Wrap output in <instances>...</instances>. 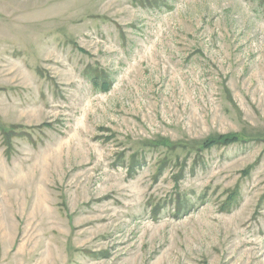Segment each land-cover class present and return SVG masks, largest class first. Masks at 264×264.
<instances>
[{"label": "rangeland", "instance_id": "1", "mask_svg": "<svg viewBox=\"0 0 264 264\" xmlns=\"http://www.w3.org/2000/svg\"><path fill=\"white\" fill-rule=\"evenodd\" d=\"M0 264H264V0H0Z\"/></svg>", "mask_w": 264, "mask_h": 264}, {"label": "trees", "instance_id": "2", "mask_svg": "<svg viewBox=\"0 0 264 264\" xmlns=\"http://www.w3.org/2000/svg\"><path fill=\"white\" fill-rule=\"evenodd\" d=\"M95 85H97V81L94 82ZM110 84H106V82L102 81V85H101V89L103 90H108L109 89ZM237 139V136L234 134H225V135H221L218 136L217 139H211L206 143V145H210L216 142H221V143H228V142H232L235 141Z\"/></svg>", "mask_w": 264, "mask_h": 264}]
</instances>
